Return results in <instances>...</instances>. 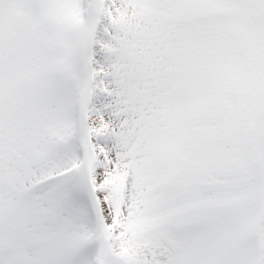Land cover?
I'll list each match as a JSON object with an SVG mask.
<instances>
[{"label": "snow or ice", "instance_id": "obj_1", "mask_svg": "<svg viewBox=\"0 0 264 264\" xmlns=\"http://www.w3.org/2000/svg\"><path fill=\"white\" fill-rule=\"evenodd\" d=\"M0 264H264V0H0Z\"/></svg>", "mask_w": 264, "mask_h": 264}]
</instances>
